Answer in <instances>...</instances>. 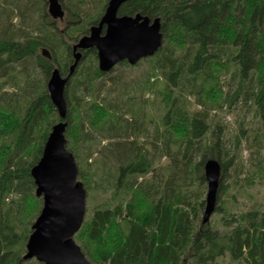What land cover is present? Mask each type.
<instances>
[{
    "label": "trees",
    "instance_id": "1",
    "mask_svg": "<svg viewBox=\"0 0 264 264\" xmlns=\"http://www.w3.org/2000/svg\"><path fill=\"white\" fill-rule=\"evenodd\" d=\"M62 1L60 28L46 0H0V264H40L24 256L42 208L30 172L59 121L46 84L55 67L68 76L72 45L108 3ZM136 15L159 18L164 36L136 65L149 64L141 79L100 72L89 49L65 88L66 149L88 200L102 197L74 241L91 264H264L263 204L237 216L217 206L221 231L198 223L207 160L219 162L221 179L230 168L241 189L264 185V0H128L118 11ZM236 107L233 147L256 158L245 176L220 117Z\"/></svg>",
    "mask_w": 264,
    "mask_h": 264
},
{
    "label": "water",
    "instance_id": "2",
    "mask_svg": "<svg viewBox=\"0 0 264 264\" xmlns=\"http://www.w3.org/2000/svg\"><path fill=\"white\" fill-rule=\"evenodd\" d=\"M127 1L108 0L98 24L91 26L88 35L72 46L74 62L68 76H61L55 67L47 81L46 89L59 121L52 127L42 155L30 172L35 195L42 199V208L31 227L24 260L34 259L40 264H91L74 241L86 216V190L78 180L75 158L66 149L64 93L68 80L82 60L83 51L95 49L98 69L107 74L123 62L135 66L153 57L162 47L164 36L159 18L118 16L120 7ZM46 2L48 15L53 20H63L65 12L61 0ZM41 55L51 58L47 49H43ZM203 171L206 194L201 223L207 225L216 211L222 169L217 160L209 159Z\"/></svg>",
    "mask_w": 264,
    "mask_h": 264
},
{
    "label": "rangeland",
    "instance_id": "3",
    "mask_svg": "<svg viewBox=\"0 0 264 264\" xmlns=\"http://www.w3.org/2000/svg\"><path fill=\"white\" fill-rule=\"evenodd\" d=\"M62 2L63 1L61 0V4ZM62 8H63V4H62ZM64 12H65V16H64L65 18L66 11L64 10ZM62 21L58 22L60 28L63 27L64 21L63 22ZM148 65H149L148 62H143L142 64H140L139 67L138 66L136 67L135 65L132 66L131 69H127L126 67L124 68L118 65L114 67V69L111 71V76H115L116 74H121L120 72H123L125 70V72L123 73L124 80L128 82H132L133 80L137 81L141 79L140 75L146 69H148ZM160 80H162V78H160ZM145 97H147V95H145ZM148 99L153 100L155 102L159 100L154 95L148 96ZM240 112L241 109L239 107H236V109L233 108L232 110L229 111V113L223 110L220 113V117L226 126V136L228 140L227 149L229 150V155L230 157L233 156L235 157V160L232 161V165H234V163L236 165L238 164L240 168L242 164V166H244L243 171L245 172L244 175L242 176H245L246 171L251 169L252 163L256 162V158L254 156H251L252 150L247 149L244 143L237 145L236 148L233 147L232 138L235 134V131L237 130L238 124L242 122L239 118ZM252 113L253 112L251 110L244 112V116L246 119L245 124L249 129L250 128L253 129L257 127V120L253 117ZM222 156L224 155L222 154ZM165 162L166 160H162V163ZM221 183L223 184V186H227V189L223 193L222 192L220 193L218 191L216 208L217 206L224 208L227 214L229 213L231 215L237 216L241 213L250 211L252 208L261 206L262 204H263L262 206H264V185L260 181H257L254 184L249 185L247 187L243 186V188L241 189L237 186V183L235 184L234 174L229 168L226 171L225 176H223V178L221 179ZM205 194H206V190H205ZM205 194H204V198H205ZM101 201H102V197L96 195V193H93L91 195V199L88 200L86 193V215L89 208L91 209L99 205ZM223 215L224 212L223 213H221V211L218 212L216 209V211L211 215L209 223L207 225L212 223L213 226H216L221 231L222 227L220 223H221V217ZM201 219H202V214L199 216L198 223L200 222Z\"/></svg>",
    "mask_w": 264,
    "mask_h": 264
},
{
    "label": "flooded vegetation",
    "instance_id": "4",
    "mask_svg": "<svg viewBox=\"0 0 264 264\" xmlns=\"http://www.w3.org/2000/svg\"><path fill=\"white\" fill-rule=\"evenodd\" d=\"M51 18V17H50ZM52 19V18H51ZM56 21V20H55ZM73 46V45H72ZM82 54H83V52H82ZM118 66V65H117Z\"/></svg>",
    "mask_w": 264,
    "mask_h": 264
}]
</instances>
